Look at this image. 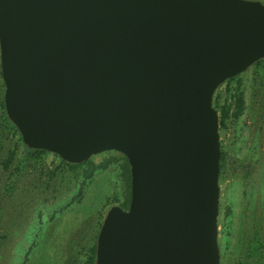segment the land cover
<instances>
[{"label":"water","instance_id":"1","mask_svg":"<svg viewBox=\"0 0 264 264\" xmlns=\"http://www.w3.org/2000/svg\"><path fill=\"white\" fill-rule=\"evenodd\" d=\"M4 107L26 147L130 165L95 264H220L214 95L264 59L259 0H0Z\"/></svg>","mask_w":264,"mask_h":264},{"label":"rangeland","instance_id":"2","mask_svg":"<svg viewBox=\"0 0 264 264\" xmlns=\"http://www.w3.org/2000/svg\"><path fill=\"white\" fill-rule=\"evenodd\" d=\"M4 92L0 61V264H89L108 210L129 206L128 159L112 150L70 166L53 153L28 150L3 121ZM237 92L244 109L235 117ZM214 106L223 165L220 264H264V64L223 83Z\"/></svg>","mask_w":264,"mask_h":264},{"label":"trees","instance_id":"3","mask_svg":"<svg viewBox=\"0 0 264 264\" xmlns=\"http://www.w3.org/2000/svg\"><path fill=\"white\" fill-rule=\"evenodd\" d=\"M264 64V59L258 61L255 65H262ZM239 76L237 77H234V78H231L229 80H227L226 82H231L235 79H237ZM216 107V106H214ZM2 118H3V121L5 122V124L7 126H9L11 129H13L15 132H18V129L16 128V126L8 119L7 115H6V112H5V107H4V102L2 103ZM233 115L235 117H238L240 116V114L243 112V109H244V97H243V93L242 92H237L236 94H234V102H233ZM229 112H230V108H227V109H224L223 110V113H222V119L223 120H226L228 117H229ZM22 139V138H21ZM28 148V147H27ZM29 150V148H28ZM30 151L32 152H47V151H44V150H34V149H30ZM65 164L67 165H70V166H78L80 164H70V163H67L64 161ZM83 164V163H81ZM223 165L220 166V169H222ZM96 250V249H95ZM89 264H95V252L93 253L90 261H89Z\"/></svg>","mask_w":264,"mask_h":264},{"label":"flooded vegetation","instance_id":"4","mask_svg":"<svg viewBox=\"0 0 264 264\" xmlns=\"http://www.w3.org/2000/svg\"><path fill=\"white\" fill-rule=\"evenodd\" d=\"M125 208V207H124Z\"/></svg>","mask_w":264,"mask_h":264}]
</instances>
